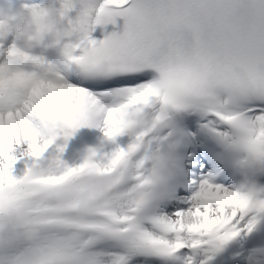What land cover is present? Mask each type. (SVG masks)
<instances>
[{
  "label": "snow or ice",
  "instance_id": "1",
  "mask_svg": "<svg viewBox=\"0 0 264 264\" xmlns=\"http://www.w3.org/2000/svg\"><path fill=\"white\" fill-rule=\"evenodd\" d=\"M101 4L122 31L0 80V264H264V0Z\"/></svg>",
  "mask_w": 264,
  "mask_h": 264
},
{
  "label": "clouds",
  "instance_id": "2",
  "mask_svg": "<svg viewBox=\"0 0 264 264\" xmlns=\"http://www.w3.org/2000/svg\"><path fill=\"white\" fill-rule=\"evenodd\" d=\"M71 5L80 3V8L72 18L70 25L65 24L64 15L58 13L46 3L43 10L33 12L28 4L14 6L10 0H0V26L14 32L17 43L16 54L0 67V80L4 85L15 83V76L23 71L17 63L26 56L30 49L37 47L42 39H47L50 47L57 49L56 62L64 58L69 51H75L77 45H83L90 33L87 32L88 18L96 10L94 25L104 24L110 10L104 5H96V0H69ZM109 177L98 178V186L109 183Z\"/></svg>",
  "mask_w": 264,
  "mask_h": 264
},
{
  "label": "bare ground",
  "instance_id": "3",
  "mask_svg": "<svg viewBox=\"0 0 264 264\" xmlns=\"http://www.w3.org/2000/svg\"><path fill=\"white\" fill-rule=\"evenodd\" d=\"M58 3V1L56 2ZM71 15H75V11L71 13ZM14 40V32L12 30H7L5 33L0 35V44H3L4 46L10 45ZM98 135L101 136V133L98 130Z\"/></svg>",
  "mask_w": 264,
  "mask_h": 264
},
{
  "label": "rangeland",
  "instance_id": "4",
  "mask_svg": "<svg viewBox=\"0 0 264 264\" xmlns=\"http://www.w3.org/2000/svg\"><path fill=\"white\" fill-rule=\"evenodd\" d=\"M69 161V163H72L73 161H72V159H70V160H68Z\"/></svg>",
  "mask_w": 264,
  "mask_h": 264
}]
</instances>
